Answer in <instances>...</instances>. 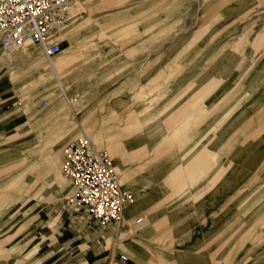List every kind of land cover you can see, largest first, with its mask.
Instances as JSON below:
<instances>
[{
    "label": "rangeland",
    "instance_id": "rangeland-1",
    "mask_svg": "<svg viewBox=\"0 0 264 264\" xmlns=\"http://www.w3.org/2000/svg\"><path fill=\"white\" fill-rule=\"evenodd\" d=\"M69 14L54 30L59 55L14 52L32 60L43 95L25 107L36 128L0 155V259L40 264L37 246L12 237L27 236L22 217L59 196L54 186L74 194L61 173L64 149L85 135L107 153L133 205L136 187L187 201L192 187L172 188L212 182L210 216L201 220L189 201L196 238L172 240L163 261L202 245L206 231L212 264H264V0H76Z\"/></svg>",
    "mask_w": 264,
    "mask_h": 264
},
{
    "label": "crops",
    "instance_id": "crops-1",
    "mask_svg": "<svg viewBox=\"0 0 264 264\" xmlns=\"http://www.w3.org/2000/svg\"><path fill=\"white\" fill-rule=\"evenodd\" d=\"M72 41L68 49L74 56L77 48L76 42ZM30 62L32 63V60L27 56L5 54L0 40V155L5 150V142L12 141L16 136H24L25 132L30 134V130L36 128L35 121L29 118L25 107L35 105L43 92L35 90L33 78L30 76L33 70L28 66ZM68 62L69 57L60 61L61 66ZM61 73H64V68ZM115 99L113 97L111 100ZM112 104L115 105L116 101L108 102L109 107L98 106L97 109H113ZM30 141L36 140H26ZM60 141L59 139L58 142ZM52 150L46 156V162L53 165L51 171L58 162L52 154L55 150ZM199 169L204 171L203 167H199L195 172ZM195 181L179 184L178 189L172 188L174 191H181L188 185L192 187L193 193L187 201H182L181 198L161 199L159 193L151 189L136 187L139 197L136 198L135 204L125 208L120 222H111L104 228L88 213L69 203L74 194L65 198L62 196L66 192L65 188L54 186L53 188H57L53 189V192L59 193V196L51 198L22 217V223L28 225L27 236L17 235L12 238L17 244L25 245L29 242V249L37 246V259H40V264H212V248L205 242L206 231L199 236V242L203 241L202 245L198 243L188 252L181 253L176 263L163 261L164 256L170 253L167 249L173 246L172 240H178L177 244L180 245L186 244L197 230L193 222H189L188 211L184 209L189 201L195 202L191 204L197 208L201 220L211 214L212 182L205 184ZM226 184L224 183L223 187H226ZM141 185L148 184L143 182ZM122 186L131 191L126 185ZM221 189L220 185V192ZM206 209L209 210L207 214L204 213ZM139 218L141 221L136 222ZM125 253L137 256L139 262L131 263ZM120 256H126V261H121ZM1 258L0 264H9L7 259ZM12 263L16 264L14 261Z\"/></svg>",
    "mask_w": 264,
    "mask_h": 264
},
{
    "label": "built area",
    "instance_id": "built-area-1",
    "mask_svg": "<svg viewBox=\"0 0 264 264\" xmlns=\"http://www.w3.org/2000/svg\"><path fill=\"white\" fill-rule=\"evenodd\" d=\"M76 0H0V40L5 54L39 47L51 60L61 52L55 28L70 20L69 8ZM77 98V96H75ZM47 102H41L43 110ZM62 176L74 186L69 200L78 210L88 213L101 227L118 223L134 196L118 180L107 153L83 135L64 149ZM137 219L136 222H140ZM126 261V256H120Z\"/></svg>",
    "mask_w": 264,
    "mask_h": 264
},
{
    "label": "bare ground",
    "instance_id": "bare-ground-1",
    "mask_svg": "<svg viewBox=\"0 0 264 264\" xmlns=\"http://www.w3.org/2000/svg\"><path fill=\"white\" fill-rule=\"evenodd\" d=\"M59 54H60V53H59ZM59 54H58V55H59ZM57 77H58V76H57ZM133 202H134V201H133ZM133 202H132V203H133Z\"/></svg>",
    "mask_w": 264,
    "mask_h": 264
}]
</instances>
